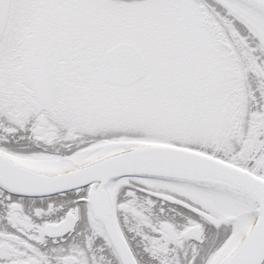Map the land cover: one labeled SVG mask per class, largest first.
Wrapping results in <instances>:
<instances>
[{
  "label": "snow or ice",
  "instance_id": "1",
  "mask_svg": "<svg viewBox=\"0 0 264 264\" xmlns=\"http://www.w3.org/2000/svg\"><path fill=\"white\" fill-rule=\"evenodd\" d=\"M0 264H264V0H0Z\"/></svg>",
  "mask_w": 264,
  "mask_h": 264
}]
</instances>
